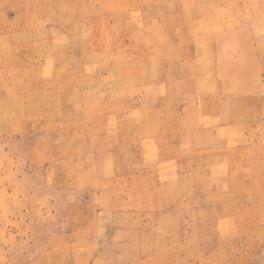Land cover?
<instances>
[{"label":"rangeland","instance_id":"1","mask_svg":"<svg viewBox=\"0 0 264 264\" xmlns=\"http://www.w3.org/2000/svg\"><path fill=\"white\" fill-rule=\"evenodd\" d=\"M0 264H264V0H0Z\"/></svg>","mask_w":264,"mask_h":264}]
</instances>
